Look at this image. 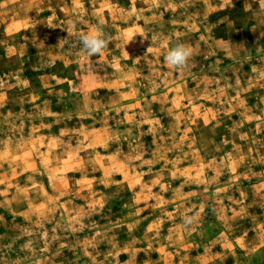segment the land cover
<instances>
[{
  "label": "rangeland",
  "instance_id": "rangeland-1",
  "mask_svg": "<svg viewBox=\"0 0 264 264\" xmlns=\"http://www.w3.org/2000/svg\"><path fill=\"white\" fill-rule=\"evenodd\" d=\"M262 33L260 0H0V264H264Z\"/></svg>",
  "mask_w": 264,
  "mask_h": 264
},
{
  "label": "clouds",
  "instance_id": "clouds-1",
  "mask_svg": "<svg viewBox=\"0 0 264 264\" xmlns=\"http://www.w3.org/2000/svg\"><path fill=\"white\" fill-rule=\"evenodd\" d=\"M260 9L264 11V0H260ZM261 35L264 36V33ZM80 42L81 51L83 53L88 56H96L101 54L108 47L109 38L105 36L102 31L98 30L82 35L80 37ZM192 55L193 53L187 45L178 43L166 52L164 60L170 68L179 69L188 65ZM193 223L194 216L191 215L185 216L182 220V224L185 228L191 227Z\"/></svg>",
  "mask_w": 264,
  "mask_h": 264
}]
</instances>
